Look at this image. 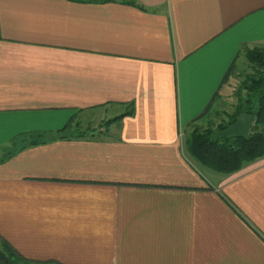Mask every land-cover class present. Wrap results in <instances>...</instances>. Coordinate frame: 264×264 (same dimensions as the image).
Here are the masks:
<instances>
[{
	"label": "crops",
	"instance_id": "crops-1",
	"mask_svg": "<svg viewBox=\"0 0 264 264\" xmlns=\"http://www.w3.org/2000/svg\"><path fill=\"white\" fill-rule=\"evenodd\" d=\"M132 1L0 0V146L87 130L0 163V235L35 264H264V156L224 174L184 139L225 117L264 0Z\"/></svg>",
	"mask_w": 264,
	"mask_h": 264
},
{
	"label": "trees",
	"instance_id": "trees-1",
	"mask_svg": "<svg viewBox=\"0 0 264 264\" xmlns=\"http://www.w3.org/2000/svg\"><path fill=\"white\" fill-rule=\"evenodd\" d=\"M108 2L113 0H80ZM134 2V0L132 1ZM2 37L0 32V38ZM246 60L254 66V72L245 76L237 91L239 100L232 111L224 110L225 117L210 122L206 127L193 125L185 138L186 150L200 164L215 171L230 174L241 169L245 164L264 156V47L247 48L244 52ZM234 72V69H233ZM232 74V70L229 75ZM245 91V92H244ZM246 112L254 116L249 138L233 137L214 140V133L232 125L240 113ZM124 116V115H123ZM117 118L111 119L112 122ZM72 117L67 124L56 131H30L19 134L11 140L10 148L0 156V163L6 161L17 151L26 147L46 143L56 139H69L72 136L82 137L87 130L73 131ZM106 122L105 125L108 123ZM5 148V146H0ZM0 249L8 256V263L0 264H35L21 255L11 243L0 235Z\"/></svg>",
	"mask_w": 264,
	"mask_h": 264
},
{
	"label": "rangeland",
	"instance_id": "rangeland-1",
	"mask_svg": "<svg viewBox=\"0 0 264 264\" xmlns=\"http://www.w3.org/2000/svg\"><path fill=\"white\" fill-rule=\"evenodd\" d=\"M254 70H255V69H254L253 64H251V62H249V61L246 60V65H245V67H244L243 69H240V71H239V70H235V71L233 72V76L231 77V83H230V85L232 86V89H231L230 96H228L229 99L226 100V98H225L224 100H222V101L219 103V106H218V109H219L218 113H219V114H218V115H217V114H214V115H213L214 118H216L217 120H219L220 117L225 116V114H224V110L230 112V111H232V110L234 109L235 104H237V102H238V100H239V95L237 94V91H238V89L240 88L241 83H242L243 80L245 79V76L248 75V74L253 73ZM231 86H230V87H231ZM244 92H245V91H244ZM96 116H97V114H96ZM96 119H97V117L94 118V122H95V124H94V123H93V124H94L95 127H99L100 124H102L103 121H101V120H96ZM95 120H96V121H95ZM191 130H192V129L190 128L189 130L186 131V134H185L184 139L186 138V136L189 134V132H190ZM11 140H12V139H11ZM11 140L6 144V146H10V144H11ZM6 146H5V147H6ZM7 149H9V147L6 148V149L1 148V149H0V156H3L4 153H5V151H6Z\"/></svg>",
	"mask_w": 264,
	"mask_h": 264
},
{
	"label": "water",
	"instance_id": "water-1",
	"mask_svg": "<svg viewBox=\"0 0 264 264\" xmlns=\"http://www.w3.org/2000/svg\"><path fill=\"white\" fill-rule=\"evenodd\" d=\"M254 116L252 114L242 112L237 117V120L227 128L217 130L214 133V140L218 141L220 138L243 137L249 138V131L253 125ZM0 260L8 263L9 258L7 254L0 249Z\"/></svg>",
	"mask_w": 264,
	"mask_h": 264
}]
</instances>
